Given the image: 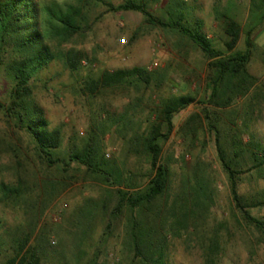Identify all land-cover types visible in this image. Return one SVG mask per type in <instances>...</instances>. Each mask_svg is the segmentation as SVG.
Here are the masks:
<instances>
[{"label":"rangeland","instance_id":"obj_1","mask_svg":"<svg viewBox=\"0 0 264 264\" xmlns=\"http://www.w3.org/2000/svg\"><path fill=\"white\" fill-rule=\"evenodd\" d=\"M107 1L118 6L127 0ZM143 1L159 20H177L182 14L190 27L199 21L214 48L226 55L229 38L223 20H215V11L230 16L242 27L233 52L246 48L245 32L253 23L252 0ZM85 17L84 34L70 44L53 43L57 53L72 48L81 51L80 69L72 72L58 59L30 82V112L37 110L50 130L62 131L61 147L54 152L62 162L52 167L43 164L28 130L15 115L0 112V184L21 189L18 197L10 199L0 192V264L13 257L19 242L26 238L42 264L85 263L95 257L101 264H133L127 246L128 208L125 206L109 225L108 216L118 200L115 188L79 161L70 162V157L83 156L90 149L100 168L122 175L125 190L133 191L131 185L144 189L151 173L144 139L158 122L163 103L180 96H192L196 102L174 116L173 130L161 143L162 161L171 172L169 205L184 182L192 190L195 175L204 177L211 201L200 233L207 243L208 238L218 237L223 250L220 264H264V236L247 224L233 203L216 137L209 128L210 123L220 126L228 147L233 130L243 131L246 141L254 136L264 142V24L254 33L248 66L254 85L231 107L221 109L208 101L210 61L187 38L148 24L141 13L113 12L103 4L88 6ZM135 67L149 73V84H125L95 94L88 89V83L104 72ZM14 86L6 65H1L0 103L6 108L12 106ZM163 134H167L165 126ZM239 191L250 200H264V169L242 175ZM191 196L194 199V193ZM250 211L264 220V207ZM168 238L172 264H205L202 240L197 235L172 234Z\"/></svg>","mask_w":264,"mask_h":264},{"label":"trees","instance_id":"obj_2","mask_svg":"<svg viewBox=\"0 0 264 264\" xmlns=\"http://www.w3.org/2000/svg\"><path fill=\"white\" fill-rule=\"evenodd\" d=\"M158 2L160 0H152ZM103 4L110 11L138 12L145 16L146 22L178 32L200 48L210 61L209 105L215 108H229L236 98L245 96L255 83L248 66L255 46L254 33L264 24V0H252L250 17L253 20L245 32V50L233 52L242 36V27L232 17L215 11V20H223V29L229 40L226 42L229 54L214 48L212 41L201 31V23L196 27L184 23L185 15L177 20L157 19L143 0H127L118 6L107 0H0V66L6 65L7 71L15 82L12 92V106L6 108L0 103V112L6 111L16 116L23 128L31 134L39 160L49 167L62 162L55 158L54 152L61 147L60 128L49 129L47 120L37 110L30 112L33 89L30 82L55 60H62L66 67L76 72L83 63L84 55L74 48L57 53L53 43L70 44L84 34L86 27L85 12L91 4ZM150 83L149 73L143 68L120 69L104 72L97 80L88 83V89L95 94L101 89H111L125 84ZM192 96H180L163 103L158 122L154 124L144 139V148L150 165V179L144 189L131 185L132 190L123 188L124 178L114 171H107L94 163L95 152L87 149L83 156L70 157V162L79 161L87 170L99 175L101 180L114 187L118 200L113 212L108 216L109 225L124 207L129 210V229L127 246L133 264H172L169 258V236L195 234L202 240L205 264H220L222 247L217 236L207 238L200 231L205 226V217L210 209L205 178L195 175V186L190 188L184 182L182 191L169 205L171 172L162 161V141L171 134L176 114L194 104ZM18 109L23 113L17 112ZM28 118H25L27 117ZM156 118V119H157ZM208 118V117H207ZM163 126L167 134H163ZM215 134L216 147L222 167L227 174L233 203L248 225L264 236V220L254 217L251 209L264 207V200H250L240 194L241 176L253 170L264 169V142L252 136L244 139V132L232 135L230 146L225 143L220 126L209 124ZM231 130V129H230ZM70 162L64 165L70 166ZM190 188V192L188 191ZM4 199L16 198L21 194L19 187L0 184ZM194 193V199L192 194ZM209 198V199H208ZM192 200L194 201L192 203ZM193 204V205H192ZM29 238L19 242L16 254L3 264H42V258L35 247L28 246ZM76 264H101L99 258Z\"/></svg>","mask_w":264,"mask_h":264}]
</instances>
